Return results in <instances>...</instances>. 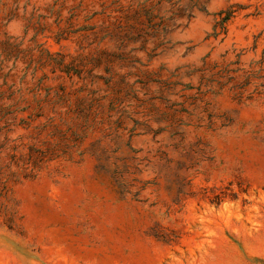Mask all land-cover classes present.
<instances>
[{"label":"rangeland","instance_id":"1","mask_svg":"<svg viewBox=\"0 0 264 264\" xmlns=\"http://www.w3.org/2000/svg\"><path fill=\"white\" fill-rule=\"evenodd\" d=\"M0 264H264V0H0Z\"/></svg>","mask_w":264,"mask_h":264}]
</instances>
